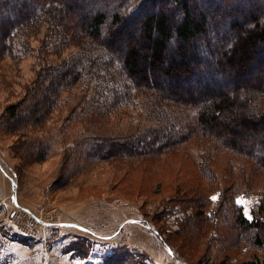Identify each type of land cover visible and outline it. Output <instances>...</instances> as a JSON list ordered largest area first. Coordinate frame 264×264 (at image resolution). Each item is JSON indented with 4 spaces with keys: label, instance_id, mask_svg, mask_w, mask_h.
Wrapping results in <instances>:
<instances>
[{
    "label": "trees",
    "instance_id": "1",
    "mask_svg": "<svg viewBox=\"0 0 264 264\" xmlns=\"http://www.w3.org/2000/svg\"><path fill=\"white\" fill-rule=\"evenodd\" d=\"M122 2L126 7L116 11ZM43 30L45 40L59 38L56 62L35 57V93L23 113L9 108V121L44 126L51 111L66 108V120L82 116L97 131L100 121L118 120L124 105H135L141 125L111 139L98 135L88 157L145 158L182 149L207 183L215 181L210 168L221 154L235 167L264 173V0H0V56L9 52L14 60L11 45L23 40L24 49ZM67 47L75 50L62 56ZM263 214L259 206L251 220L238 218L264 233ZM135 255L108 260L152 261L144 252ZM239 264H264V258Z\"/></svg>",
    "mask_w": 264,
    "mask_h": 264
},
{
    "label": "rangeland",
    "instance_id": "2",
    "mask_svg": "<svg viewBox=\"0 0 264 264\" xmlns=\"http://www.w3.org/2000/svg\"><path fill=\"white\" fill-rule=\"evenodd\" d=\"M125 5L114 8L121 11ZM57 40H45L43 30L24 49L23 40L11 45L14 60L9 52L0 56V197L6 196L0 201V263L112 264L108 258L120 256L121 261L136 251L151 256L148 264H205L224 258L227 264H239L264 258V233L242 226L238 218L242 213L251 220L264 207V173L235 167L230 155L221 154L209 167L215 181L207 183L182 149L145 158L88 157V144L97 142L98 135L111 139L141 125L143 116L135 105H124L118 120L112 115L100 121L97 131L88 129L82 116L66 120V108L51 111L44 126L9 121L12 107L23 113L35 93V57L56 62L52 52ZM46 45L50 47L43 51ZM74 50L64 48L61 55ZM54 136L64 139L47 143ZM12 179L19 206L41 221L81 224L95 236L61 228L49 247L40 243L28 211L13 205ZM78 205L85 206L87 220L75 217ZM7 216L32 237L11 236L3 225ZM126 219L134 227L120 225Z\"/></svg>",
    "mask_w": 264,
    "mask_h": 264
},
{
    "label": "crops",
    "instance_id": "3",
    "mask_svg": "<svg viewBox=\"0 0 264 264\" xmlns=\"http://www.w3.org/2000/svg\"><path fill=\"white\" fill-rule=\"evenodd\" d=\"M1 167V166H0ZM0 170L1 171H3L1 168H0ZM4 173V172H3ZM5 174V173H4ZM10 181V188H9V191H10V193H11V195H12V199H13V205L14 206H16V207H18V208H20V209H24V211H28V210H26L25 208H23V207H21V206H19V204L17 203V197H16V193H14L13 192V190H14V182H12V180H9ZM4 197H6V196H4L3 195V197H0V201L3 203V202H5L3 199H4ZM75 210H77V212L75 211V217L76 218H80V219H84V220H87L86 219V216H85V214H83L82 212H83V210H85V206L84 205H78L77 207H76V209ZM27 215H29L30 217H32V221L36 224V227L34 228V231L36 232V234L39 236V235H41V234H44V233H46L47 232V230L49 229V226L51 225V224H56L58 227H59V229H61V228H69V229H75V230H79V231H82V232H86V233H88V234H90V235H94L95 236V234L93 233V232H91L90 230H88L85 226H83V225H81V224H78V223H71V222H56V223H50V222H47V221H41L40 220V218L38 217V216H36V215H34L31 211L29 212H27L26 213ZM84 220H81V221H83L82 223H85L84 222ZM134 222V221H133ZM133 222H131L130 221V219H126L125 221L123 220V221H121V223H120V225H123V224H125V223H128L127 225H131L132 227H134V224H133ZM136 224V223H135ZM3 225H5V229L7 230V232L12 236V235H14L15 233H17L18 235H21V236H25V237H32V236H27V235H24L23 234V232H22V230H21V228L19 227H16V226H14V222L12 221V220H10V218H9V216H7V218H6V220L4 221V223H3ZM122 228H123V226H122ZM135 230H136V227H135ZM136 232H138L139 233V230L137 229L136 230ZM137 234L135 233V237L134 238H137V236H136ZM36 237V236H35ZM133 238V239H134ZM132 238H131V240H133ZM136 243H137V245L138 246H140V242H139V240H134ZM62 246V245H61ZM100 254V253H99ZM83 262V261H82ZM1 264V263H0ZM76 264H80L79 262H76ZM84 264V263H83Z\"/></svg>",
    "mask_w": 264,
    "mask_h": 264
},
{
    "label": "built area",
    "instance_id": "4",
    "mask_svg": "<svg viewBox=\"0 0 264 264\" xmlns=\"http://www.w3.org/2000/svg\"><path fill=\"white\" fill-rule=\"evenodd\" d=\"M60 233L61 232L59 227L56 224H51L47 232L39 235L37 238L40 243L49 247L52 244L54 238L57 237Z\"/></svg>",
    "mask_w": 264,
    "mask_h": 264
},
{
    "label": "snow or ice",
    "instance_id": "5",
    "mask_svg": "<svg viewBox=\"0 0 264 264\" xmlns=\"http://www.w3.org/2000/svg\"><path fill=\"white\" fill-rule=\"evenodd\" d=\"M213 199H215V197H213Z\"/></svg>",
    "mask_w": 264,
    "mask_h": 264
},
{
    "label": "water",
    "instance_id": "6",
    "mask_svg": "<svg viewBox=\"0 0 264 264\" xmlns=\"http://www.w3.org/2000/svg\"><path fill=\"white\" fill-rule=\"evenodd\" d=\"M12 182H14L13 179H12Z\"/></svg>",
    "mask_w": 264,
    "mask_h": 264
}]
</instances>
